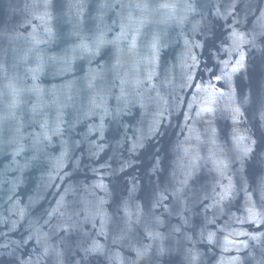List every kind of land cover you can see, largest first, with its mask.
Segmentation results:
<instances>
[{
	"label": "water",
	"instance_id": "1",
	"mask_svg": "<svg viewBox=\"0 0 264 264\" xmlns=\"http://www.w3.org/2000/svg\"><path fill=\"white\" fill-rule=\"evenodd\" d=\"M0 264H264V0H0Z\"/></svg>",
	"mask_w": 264,
	"mask_h": 264
}]
</instances>
